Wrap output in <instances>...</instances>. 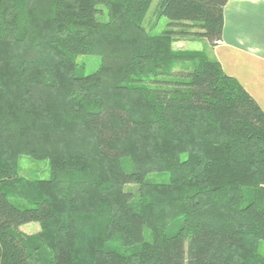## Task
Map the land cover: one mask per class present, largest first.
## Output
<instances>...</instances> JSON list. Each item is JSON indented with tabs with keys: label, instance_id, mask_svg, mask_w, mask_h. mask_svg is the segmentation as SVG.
<instances>
[{
	"label": "trees",
	"instance_id": "obj_1",
	"mask_svg": "<svg viewBox=\"0 0 264 264\" xmlns=\"http://www.w3.org/2000/svg\"><path fill=\"white\" fill-rule=\"evenodd\" d=\"M228 1L0 0V264H264V110L174 47L220 43Z\"/></svg>",
	"mask_w": 264,
	"mask_h": 264
},
{
	"label": "crops",
	"instance_id": "obj_2",
	"mask_svg": "<svg viewBox=\"0 0 264 264\" xmlns=\"http://www.w3.org/2000/svg\"><path fill=\"white\" fill-rule=\"evenodd\" d=\"M223 40L208 53L264 110V0H229Z\"/></svg>",
	"mask_w": 264,
	"mask_h": 264
},
{
	"label": "rangeland",
	"instance_id": "obj_3",
	"mask_svg": "<svg viewBox=\"0 0 264 264\" xmlns=\"http://www.w3.org/2000/svg\"><path fill=\"white\" fill-rule=\"evenodd\" d=\"M161 0H153V4L150 10V13L155 11L157 9V7L159 6ZM149 13V14H150ZM102 21L105 20V18H100ZM153 21V20H152ZM151 20H149V22L147 21L148 24L152 23ZM168 25H169V21L165 18H162L159 21V24L157 26V28L152 31V34H161L162 32H164L165 30L168 29ZM175 49L177 50H206L208 52V48H209V42L204 39V38H200V39H191L188 37H178L176 38V42L174 44ZM80 64L84 63L86 65V70L83 71L84 75L93 73L94 71L97 70L99 64L101 63V60L99 58L93 59L90 57H80L79 61ZM176 75H178L177 77L179 79H184L185 76L187 75L186 71H183V69L181 68H176ZM20 169H19V173L20 176H22L23 178L27 179V180H31V181H35V180H48L51 177V173H50V167H49V162L48 160H42V161H38V160H34L32 158L29 157H22L20 159ZM152 178L155 181H162V180H167V176L160 177V176H152ZM133 189V188H132ZM19 231L26 235V236H35L37 235L40 231H41V227L39 224L37 223H33V224H26L23 225L19 228ZM147 234L150 233L149 230L146 231ZM262 253H264V243H263V249H262ZM47 264V260H44L42 264Z\"/></svg>",
	"mask_w": 264,
	"mask_h": 264
}]
</instances>
